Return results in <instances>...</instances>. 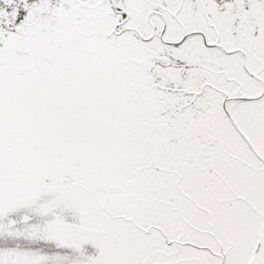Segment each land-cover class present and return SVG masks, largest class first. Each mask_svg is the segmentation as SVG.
I'll list each match as a JSON object with an SVG mask.
<instances>
[{
  "label": "snow or ice",
  "instance_id": "6c2138e0",
  "mask_svg": "<svg viewBox=\"0 0 264 264\" xmlns=\"http://www.w3.org/2000/svg\"><path fill=\"white\" fill-rule=\"evenodd\" d=\"M0 264H264V0H0Z\"/></svg>",
  "mask_w": 264,
  "mask_h": 264
}]
</instances>
